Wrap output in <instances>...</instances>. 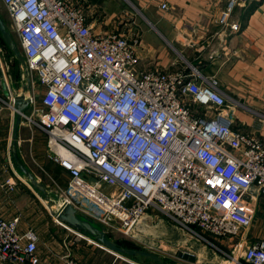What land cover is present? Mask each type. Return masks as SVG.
Here are the masks:
<instances>
[{
	"label": "built area",
	"instance_id": "1",
	"mask_svg": "<svg viewBox=\"0 0 264 264\" xmlns=\"http://www.w3.org/2000/svg\"><path fill=\"white\" fill-rule=\"evenodd\" d=\"M0 1L26 69L43 89L41 107L31 94L40 117L33 123L67 178L62 194L88 202L82 214L122 232L150 210L220 238L251 225L245 199L264 196V140L235 126L234 105L214 75L187 64L141 67V36L95 32L84 0ZM239 2L226 0L216 24L239 32L231 21ZM18 225V216H0V263L39 264L36 232ZM242 258L264 264V240L247 246Z\"/></svg>",
	"mask_w": 264,
	"mask_h": 264
},
{
	"label": "crops",
	"instance_id": "2",
	"mask_svg": "<svg viewBox=\"0 0 264 264\" xmlns=\"http://www.w3.org/2000/svg\"><path fill=\"white\" fill-rule=\"evenodd\" d=\"M162 3L166 4V9L161 8ZM84 4L92 13L88 22L95 32L115 30L141 36V67L156 66L167 71L187 64L197 67L204 76L214 75L221 92L234 105L235 126L264 140V0H240L231 14V21L240 24L236 33L215 22L225 8L226 0H84ZM172 61H176L177 66L171 65ZM5 72L7 67L4 69L2 63L0 96L7 99L2 87ZM8 105L11 113L0 111V216L5 219L18 216L19 230L35 231L39 264H52V250H39L42 240L38 230L23 225L25 215L33 213L36 207V187L17 172L19 168L13 158L12 143L16 111L13 100ZM29 106L31 104L25 108L23 116H27ZM23 126L21 123L17 129L16 152L21 163L26 165L23 146L28 142V148L33 152L34 137L25 139L21 134L25 129ZM49 159L53 167L45 168L50 171V182L64 191L67 178L58 163ZM26 167L37 179L36 174ZM8 178L15 181L11 188L6 184ZM245 200L254 217L249 227L232 238L233 262L242 257L247 246L258 241L256 237L264 240V196L255 192ZM57 224L60 225L61 235L58 238L62 239L61 245H66L65 238L74 235L85 240L82 241L84 244L90 243L78 231L60 222ZM48 229L49 245L52 246L54 228ZM68 243L70 246L74 241L69 239Z\"/></svg>",
	"mask_w": 264,
	"mask_h": 264
},
{
	"label": "rangeland",
	"instance_id": "3",
	"mask_svg": "<svg viewBox=\"0 0 264 264\" xmlns=\"http://www.w3.org/2000/svg\"><path fill=\"white\" fill-rule=\"evenodd\" d=\"M0 15L3 17L9 28L10 21L8 13L1 1ZM10 32L22 55L17 35L11 30ZM14 58L16 57L12 51L6 49L0 44V64L3 63L4 69L5 66L7 67V72L3 75V79L10 93V96H7V99L0 96V108L2 109L0 111H6L8 113H11V108L8 103H11L12 97L16 96V94L28 93L21 63L18 60L16 61L17 63H15ZM30 79L32 95L36 100V107H41L40 99L38 97L41 95L43 89L31 75ZM27 110H29L26 112L29 119L26 118V116H22L20 120V124L22 123L25 125L23 126L25 129H23L21 134L24 135L25 139H32V137H34V150L33 152H30L28 142H26L25 146H23V160L25 164L36 174L37 180L44 185L46 194H40L41 191L38 188L35 189L36 194L34 198H36V207L33 213L25 215L23 218V225L33 228L34 230H38L37 232L41 236L42 240L41 244H39V250L44 252L45 250H52V264H62L64 261L63 257L65 255H69L79 264H156L150 259L144 257L128 256L113 252L98 243L86 233L81 234L89 239L90 243L84 244L82 241L85 240L78 238L76 235L73 237L68 236L65 238L68 250H65L64 246L61 245L62 239L58 238L61 233L60 225H58L57 222L59 223L60 221L54 217V209L58 206L57 204L60 201L65 200L66 197L71 199L72 203L75 204V207L79 210V212H84V209L88 208L89 204L85 198H82V195L76 193L72 196L69 194H62V190H60V188H58L54 183L51 184L50 176L48 175L50 171L48 172L45 168V166L53 167V164L48 158V137L46 133L33 123L38 122L40 117L33 113L32 105L29 106ZM17 172L20 174V177L25 179L27 182L26 176H24L19 170H17ZM86 212L87 209L84 213L86 214ZM93 223L96 226H101L98 222L96 223V221ZM50 227L54 228V243H52V246L49 245L50 232L48 228ZM192 230L193 232L181 227L166 215L158 211L151 210L146 212L140 221L126 232H122L111 227H105L104 229L106 235H108L111 239L117 242L130 243L134 246V248L151 251L163 257L171 264H246V261H244L242 257L235 262L232 261L234 256L231 253V245L233 244L232 238L234 237L220 238L212 236L208 233H203L198 229ZM259 237L260 236L256 237L255 240L260 241L262 237ZM69 239L74 241V243L70 246L68 243ZM76 243L80 244V246H77ZM179 251L196 254L195 262L191 263L178 257L177 253Z\"/></svg>",
	"mask_w": 264,
	"mask_h": 264
},
{
	"label": "water",
	"instance_id": "4",
	"mask_svg": "<svg viewBox=\"0 0 264 264\" xmlns=\"http://www.w3.org/2000/svg\"><path fill=\"white\" fill-rule=\"evenodd\" d=\"M0 37L4 41L7 48L10 51H12L16 59L21 63L23 75H24V81L28 90L27 94L21 93L13 98V108L16 111L14 133L12 137L13 158L16 164L18 165L19 170L24 174V176H26V178L29 180L31 185L38 188L42 192V194L45 195L46 190L44 188V185L41 184L33 175V173L24 164L21 163L16 152L17 129L18 126L20 125L21 117L24 115L23 112L25 108L31 102L32 87H31L30 73L26 69L25 60L21 55L11 35L10 30L1 15H0ZM2 87L4 89V94L8 96V91L6 89V85L4 81L2 82ZM57 205L58 206L53 211V215L58 221L64 223L66 226L75 229L80 233L88 234L94 240H96L98 243L102 244L109 250L128 256L144 257L150 259L156 264H171L167 262L163 257L151 251L139 249V248H130L120 245L115 240L109 238L106 235V232L104 231L103 227L96 226L91 221V219H89L84 214L78 212L77 209L69 201L62 200ZM177 255L181 259L189 261L191 263L195 262L196 260L195 255L188 252L179 251Z\"/></svg>",
	"mask_w": 264,
	"mask_h": 264
},
{
	"label": "trees",
	"instance_id": "5",
	"mask_svg": "<svg viewBox=\"0 0 264 264\" xmlns=\"http://www.w3.org/2000/svg\"><path fill=\"white\" fill-rule=\"evenodd\" d=\"M0 44L1 45H3L6 49H8L7 48V46L5 45V43H4V41L1 39V37H0ZM17 61V59L16 58H14V62L15 63H17L16 62ZM60 167V166H59ZM61 168V167H60ZM62 169V168H61ZM63 171V170H62ZM98 225V224H97ZM108 236V235H107ZM109 237V236H108ZM110 238V237H109ZM117 242V241H116ZM117 243H119L120 245H122V246H125V247H130V248H134V246L133 245H131L130 243H127V242H117ZM246 264H250V263H246Z\"/></svg>",
	"mask_w": 264,
	"mask_h": 264
}]
</instances>
